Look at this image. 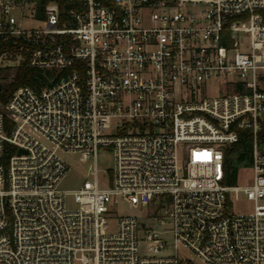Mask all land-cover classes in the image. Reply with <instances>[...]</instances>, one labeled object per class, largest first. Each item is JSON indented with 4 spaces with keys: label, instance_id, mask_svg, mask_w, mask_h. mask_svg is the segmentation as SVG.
Listing matches in <instances>:
<instances>
[{
    "label": "built area",
    "instance_id": "1",
    "mask_svg": "<svg viewBox=\"0 0 264 264\" xmlns=\"http://www.w3.org/2000/svg\"><path fill=\"white\" fill-rule=\"evenodd\" d=\"M2 43L52 75L0 106V264H264V0H0ZM60 152L93 162L71 191Z\"/></svg>",
    "mask_w": 264,
    "mask_h": 264
},
{
    "label": "rangeland",
    "instance_id": "2",
    "mask_svg": "<svg viewBox=\"0 0 264 264\" xmlns=\"http://www.w3.org/2000/svg\"><path fill=\"white\" fill-rule=\"evenodd\" d=\"M29 25H38V23H28ZM20 61V56L15 53H8L0 58V67L2 68V77H0V83L10 80L13 76L14 69L18 62ZM218 90V84L215 82L208 81L206 83L207 95H214ZM2 104L0 103V106ZM60 156L68 164L69 170L62 180L60 187L64 190L71 191L77 188L85 178H87L88 167L92 165V160L88 159L83 161L80 157L81 154L78 152H60ZM112 155L107 148H101L97 156V165L100 169H108L112 166ZM251 176L250 172H247L243 176H239L237 183H244L248 177ZM66 204L68 207H74L75 203L73 201V196L70 193H67L65 196ZM253 206V202L249 200L242 192L239 197L233 199L230 207L234 212H247L250 211ZM115 215L125 214V213H138V209L128 208L126 204L118 203L115 205ZM143 237V232H139V238ZM139 254H147L148 246L145 240H140L138 242ZM171 252V250H169ZM163 254L167 252H162Z\"/></svg>",
    "mask_w": 264,
    "mask_h": 264
},
{
    "label": "trees",
    "instance_id": "3",
    "mask_svg": "<svg viewBox=\"0 0 264 264\" xmlns=\"http://www.w3.org/2000/svg\"><path fill=\"white\" fill-rule=\"evenodd\" d=\"M49 0H41L45 3ZM61 4L65 1L71 3V0H57ZM4 51L15 53L11 50V46L8 43H2L0 45V55ZM21 54L25 56V52ZM51 71L33 70L26 65L25 60H21L15 67L13 76L10 80H6L0 83V103H4L11 92L18 86L23 84H29L36 86L39 78L47 80L51 76ZM0 77H2V68L0 67ZM257 143L259 148L264 152V122L261 129L257 133ZM251 148H252V132L249 129H239L238 139L234 143L225 148L224 151V182L227 184H235L238 180V172L241 167L247 166L251 160Z\"/></svg>",
    "mask_w": 264,
    "mask_h": 264
},
{
    "label": "water",
    "instance_id": "4",
    "mask_svg": "<svg viewBox=\"0 0 264 264\" xmlns=\"http://www.w3.org/2000/svg\"><path fill=\"white\" fill-rule=\"evenodd\" d=\"M22 151V149H19V151L18 152H21Z\"/></svg>",
    "mask_w": 264,
    "mask_h": 264
}]
</instances>
